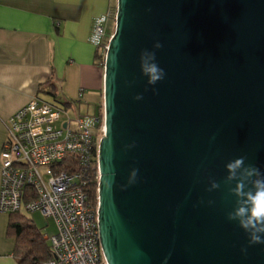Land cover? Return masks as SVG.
<instances>
[{
    "label": "water",
    "instance_id": "water-1",
    "mask_svg": "<svg viewBox=\"0 0 264 264\" xmlns=\"http://www.w3.org/2000/svg\"><path fill=\"white\" fill-rule=\"evenodd\" d=\"M157 41L166 75L153 86L139 57ZM102 97L108 264H264V244L227 219L236 198L223 184L241 156L264 172V0H116Z\"/></svg>",
    "mask_w": 264,
    "mask_h": 264
},
{
    "label": "built area",
    "instance_id": "built-area-1",
    "mask_svg": "<svg viewBox=\"0 0 264 264\" xmlns=\"http://www.w3.org/2000/svg\"><path fill=\"white\" fill-rule=\"evenodd\" d=\"M114 25L110 9L90 26L88 41L103 64ZM70 113L34 97L9 117L0 151V213L37 211L53 220L56 233L43 235L51 257L39 264H108L100 244L98 195L93 201L88 191L99 178L103 106L99 114Z\"/></svg>",
    "mask_w": 264,
    "mask_h": 264
},
{
    "label": "crops",
    "instance_id": "crops-1",
    "mask_svg": "<svg viewBox=\"0 0 264 264\" xmlns=\"http://www.w3.org/2000/svg\"><path fill=\"white\" fill-rule=\"evenodd\" d=\"M113 7L116 0H0V151L7 120L34 97L103 104L101 53L88 35ZM47 82L55 95L39 92ZM6 228L0 213V264H19Z\"/></svg>",
    "mask_w": 264,
    "mask_h": 264
},
{
    "label": "clouds",
    "instance_id": "clouds-1",
    "mask_svg": "<svg viewBox=\"0 0 264 264\" xmlns=\"http://www.w3.org/2000/svg\"><path fill=\"white\" fill-rule=\"evenodd\" d=\"M160 42L153 45L152 51L144 49L140 53L141 74L147 77L148 85H156L165 78V71L156 62L155 50L162 48ZM143 97L137 95L136 100ZM135 145H128L129 148ZM245 157L241 156L225 164L227 175L223 184L229 186L227 193L234 196L235 203L227 213L229 221L237 222L238 226L248 235V245L264 244V172L252 164H245ZM138 169H132L128 183L136 182ZM115 173H113V177ZM234 183V186H231ZM207 191L212 192L221 188V183L210 180ZM123 187V186H122ZM209 204L213 201H208ZM246 252L247 248H242ZM167 259V258H166Z\"/></svg>",
    "mask_w": 264,
    "mask_h": 264
},
{
    "label": "trees",
    "instance_id": "trees-1",
    "mask_svg": "<svg viewBox=\"0 0 264 264\" xmlns=\"http://www.w3.org/2000/svg\"><path fill=\"white\" fill-rule=\"evenodd\" d=\"M111 11L115 13L116 7H113ZM98 58H100L101 63H103L102 54H99ZM46 84L48 87L47 90L39 88V92L55 95L53 84L50 82ZM60 104V106L66 109L72 107V103L70 102L60 101ZM97 185V179L93 178L88 186V191L93 201H96ZM6 235L13 238L15 241L14 254L19 264H39L51 257L50 245L43 238L44 234H42L34 222L23 213L7 214Z\"/></svg>",
    "mask_w": 264,
    "mask_h": 264
},
{
    "label": "rangeland",
    "instance_id": "rangeland-1",
    "mask_svg": "<svg viewBox=\"0 0 264 264\" xmlns=\"http://www.w3.org/2000/svg\"><path fill=\"white\" fill-rule=\"evenodd\" d=\"M112 26L110 30H108V36L112 33ZM46 101L55 104V105H61L60 101L58 99H53L49 96L43 97ZM61 100V99H60ZM102 108V105L97 104H85L81 102H76L75 104H72L71 108H68L69 111H71L72 114H98L99 110ZM70 113V114H71ZM66 114L64 113L62 115V119L65 118ZM61 119V120H62ZM28 218H30L34 224L37 226L38 229L42 232V234H45L47 236L54 235L56 233V227L51 218L43 217L40 212H30L27 214ZM48 243V241H47Z\"/></svg>",
    "mask_w": 264,
    "mask_h": 264
}]
</instances>
